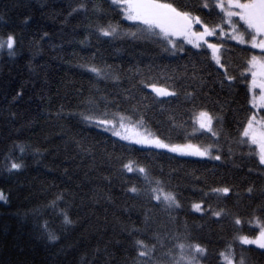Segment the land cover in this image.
<instances>
[{
  "label": "trees",
  "instance_id": "1",
  "mask_svg": "<svg viewBox=\"0 0 264 264\" xmlns=\"http://www.w3.org/2000/svg\"><path fill=\"white\" fill-rule=\"evenodd\" d=\"M176 3L210 26L219 21V10L202 8V0ZM81 4L86 10L72 11ZM109 23L119 24L121 33L133 28L110 0H0V40L10 34L16 40L14 55L0 50V192L7 198L0 201V264H174L177 242L205 247L199 264H224L220 253L229 245L237 261L264 264V249L235 239L258 229L245 223L237 233L233 223L237 216L264 221V166L251 154L254 146L239 143L254 112L247 61L262 53L220 38L222 63L235 77L228 81L206 46L184 44L171 55L151 40L101 36L98 28ZM90 66L108 76L96 77ZM141 81L177 95L156 97ZM202 109L218 117V139L194 124ZM105 111L143 116L167 143L213 144L221 160L125 142L81 115ZM13 161L23 166L9 172ZM129 162L163 181L181 207L150 200L144 174L123 167ZM133 185L139 195L127 191ZM220 187L231 191L212 192ZM220 209L222 217L212 215ZM64 212L72 225L63 223ZM46 221L60 237L55 245L47 241ZM137 239L155 245L149 257L138 258Z\"/></svg>",
  "mask_w": 264,
  "mask_h": 264
},
{
  "label": "snow or ice",
  "instance_id": "2",
  "mask_svg": "<svg viewBox=\"0 0 264 264\" xmlns=\"http://www.w3.org/2000/svg\"><path fill=\"white\" fill-rule=\"evenodd\" d=\"M112 6L119 10V14L123 20L132 23L133 28H129L126 32L121 33L119 24L109 23L107 26L98 28L99 34L103 37L115 38L120 35L130 36L133 39L151 40L163 48V51L176 55L177 52H183L184 44L191 45L192 48L200 49L207 46L211 50V61L225 71L221 74L228 81H233L235 77L228 75L225 64L222 63L221 49L224 41L221 37H227L236 41L239 45L249 44L253 49H260L262 55H252L247 61L246 71L251 75L249 91L251 95V106L254 109L264 110V0H202L201 7L204 9H218L216 15L219 21L213 25H209L201 19L199 15H193L192 10L187 6H181L176 0H110ZM85 9L86 6L81 4L78 8L73 9L77 12ZM99 10V9H97ZM71 15V13H70ZM194 25H199L202 31L194 30ZM227 25L230 31L225 30ZM217 37V43H210L208 37ZM16 40L13 35H8L6 39L0 40V50L7 49L10 56L15 54ZM88 70L95 74L96 77L104 79L108 76L103 69L90 66ZM243 75V73H242ZM113 79L118 80V76ZM145 87H151L156 97H174L177 95L175 90L168 87H159L156 83L147 84ZM259 90L257 93L256 90ZM19 95V93H18ZM186 98H194L193 93H187ZM15 99V98H14ZM85 121L94 123L97 127H103L104 131H109L115 137L122 141H128L132 144L153 147L157 149H167L169 152L178 153L186 156L208 157L213 160H221V155H213V144L197 145L187 144H171L166 143L159 136L155 135L147 129L143 116L133 120L131 115L121 112L112 113L103 112L99 117L93 115L81 114ZM218 117L214 116L207 110H199L194 113V124L198 125V130L209 133L211 137L219 138L220 132L214 127V120ZM197 129L194 128V131ZM241 144H248L251 147V154L258 158L259 165L264 166V115L257 117L256 114L251 115L246 125L240 133ZM23 153L24 149L21 147ZM231 151V149H230ZM22 163L11 162L8 168L9 172L18 171L22 168ZM128 172L138 171L144 174V179L149 185L148 195L150 200H154L158 205H162L165 209H179L180 202L174 192L165 190L163 181L153 180L149 177L147 170L143 167L134 169L131 162L123 165ZM155 186H152V185ZM128 192L139 195L140 190L135 186L127 189ZM231 191L229 187L213 188L212 192L222 193L225 196ZM248 193L253 192V188L247 189ZM57 199H62L58 197ZM7 198L3 192H0V201L6 202ZM55 206V201L53 202ZM192 207L200 212L202 205L195 203ZM225 214L224 209L212 211L215 217H222ZM63 223L72 225L74 222L66 212L62 213ZM147 221V217H145ZM233 223L237 233L243 231L245 223L258 229V233L254 236L237 235L236 240L241 245H256L259 249H264V221L259 217L253 220L243 221L238 216L234 218ZM47 241L55 245L60 237L54 232L48 231L47 221L44 224ZM137 232L139 229H133ZM131 235V232L129 233ZM159 240V237H157ZM135 246L138 258H146L154 251L155 245L149 248L143 240H135ZM178 255L173 258L174 264H199L200 258L206 255L207 249L199 243L185 244L177 242L175 245ZM220 256L224 260V264H245L243 257L236 260L234 249L228 246V250L221 252Z\"/></svg>",
  "mask_w": 264,
  "mask_h": 264
},
{
  "label": "rangeland",
  "instance_id": "3",
  "mask_svg": "<svg viewBox=\"0 0 264 264\" xmlns=\"http://www.w3.org/2000/svg\"><path fill=\"white\" fill-rule=\"evenodd\" d=\"M194 30H198V31H202V28H201V26H199V25H194ZM225 30L226 31H230V29H228V27H227V25H225ZM221 38H227V37H221ZM208 39V41L210 42V43H216L214 40H212V39H217V37H215V36H213V37H208L207 38ZM234 41V40H233ZM236 42V41H235ZM245 45H247V46H250L249 44H245ZM206 46V45H205ZM207 47V46H206ZM256 50H259L260 52H261V50L260 49H256ZM211 51V50H210ZM260 55H262V54H260ZM260 55H257V56H260ZM250 81H251V77H250V80H249V83H248V90H249V84H250ZM159 87H161V86H159ZM150 91H152L151 90V87H147ZM257 91V93L259 92V90L257 89L256 90ZM154 93V92H153ZM155 94V93H154ZM249 95H250V99H249V103H250V100H251V95H252V93L249 91ZM250 105H251V103H250ZM252 107V106H251ZM253 110H254V112L251 114V115H253V114H256L257 115V117L259 118L261 115H258L259 114V110L258 109H254L253 108ZM99 128H101V129H103V127H99ZM148 129V128H147ZM149 130V129H148ZM150 131V130H149ZM106 132H108V133H110L111 134V132H109V131H106ZM112 135V134H111ZM115 137V136H114ZM116 138H118V137H116ZM119 139V138H118ZM125 142H128V141H125ZM130 143V142H129ZM167 143V142H166ZM182 144H187V143H182ZM140 146H142V145H140ZM144 147H148V146H144ZM163 150H166V151H168L167 149H163ZM172 153V152H171ZM174 154H178V153H174ZM178 155H180V154H178ZM182 156H186V155H182ZM193 157H198V156H193ZM254 246H256V245H254Z\"/></svg>",
  "mask_w": 264,
  "mask_h": 264
}]
</instances>
